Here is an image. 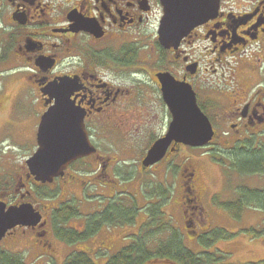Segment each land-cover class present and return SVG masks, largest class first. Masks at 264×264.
<instances>
[{"label":"flooded vegetation","instance_id":"af4514ba","mask_svg":"<svg viewBox=\"0 0 264 264\" xmlns=\"http://www.w3.org/2000/svg\"><path fill=\"white\" fill-rule=\"evenodd\" d=\"M3 66L23 74L26 105L17 108L0 74V141L36 143L41 117L53 114L54 125L81 127L93 149L45 184L25 161L17 164L14 152L0 157V207L30 204L41 216L0 243L36 244L46 253L37 264L44 256L47 264H117L114 257L135 244L130 231L113 236L123 225L138 227L130 224L139 212L130 191L135 178L143 189L146 176H156L159 186L150 190L158 193L150 192L149 205L175 209L190 239L210 233L216 208L233 217L242 201H251L235 188L234 198L220 202L191 153L209 150L216 139L248 142L264 134V0H0ZM191 97L212 127V141L197 149L171 141L157 163L144 167L174 120L167 100L190 122ZM137 136L147 143L139 157L133 155ZM134 160L132 177L124 162ZM123 196L132 198V209L113 215ZM66 210L73 216L64 221ZM143 228L135 232L139 239ZM62 231L80 239L72 244ZM54 241L68 250L61 262ZM74 255L84 261L76 263Z\"/></svg>","mask_w":264,"mask_h":264},{"label":"rangeland","instance_id":"374dc122","mask_svg":"<svg viewBox=\"0 0 264 264\" xmlns=\"http://www.w3.org/2000/svg\"><path fill=\"white\" fill-rule=\"evenodd\" d=\"M0 74L1 82L6 87V92L14 99L17 108L19 110L22 109L23 105H26V102L23 103L26 96H23V98L21 96L22 90L26 85V80L23 77V74L13 67L11 68L7 66L1 67ZM29 103L31 106V101ZM263 135L248 142L237 143H223L219 139H216L211 144L209 150L203 152L204 150L200 149L199 151L191 153V156L194 158V160H197L201 165V174L205 184L207 185L208 192L218 196V200L220 202L222 200L227 201V198L229 197L234 198L235 196L231 195V192L235 190V188H239L238 190H240L244 187H250L252 189L264 190V173L242 174L239 173L238 170L235 169V165H233L235 164L236 155L246 154L249 151L256 154L264 151ZM142 138L143 137L141 136H137V139L135 140H137L138 143L132 142L135 146L133 155L136 157H139L137 152L139 150L141 151V148L147 146V143L144 145L141 143ZM17 143L18 144L0 141V157L4 159L5 154L14 152L17 155V164H22L24 161H27L31 156V153L35 151L33 147L36 144L35 140L29 143L19 140ZM22 145H26L28 148L25 146L22 147ZM13 146H15V148H13ZM203 153L205 154L202 155ZM13 162H15V160ZM124 166L126 167L125 172L127 174L131 172L132 177L136 174V170H138L135 160L132 162H124ZM155 177V175H147L146 180L150 181V184L143 185V189L138 188L140 187V180L135 178L133 180L134 184L132 185V190H130L136 195V197L135 195L134 197L137 199V205L134 206V209L139 210L138 214L136 215L135 222L133 220L132 224L138 227L139 225L144 227V240L148 238L149 234H151L152 238L150 237L149 241L146 243V247L149 251L155 252L161 243L165 244L169 240L173 232H177L181 240V245L191 253L206 254L208 252L212 253V256L218 255L220 257L222 255V262L226 264H248L264 261V206H259L256 202L252 201L255 194L249 197L251 199L250 202L243 205L241 215L238 219L228 216L218 207L213 212L214 216L211 217L210 233L206 236H201L200 239H196L195 237L190 239L186 235L188 233L183 231L182 225L178 221V214L176 213L177 211L175 209L168 207L163 208L162 211L159 212V209H156L157 207L155 208V206L149 205V202L151 201L149 196L150 192L153 193L151 196H155L156 193H158L157 191L150 190V186L152 184L159 186L158 183H156ZM171 195L172 191L169 192V198ZM141 196L146 198V200H143ZM90 200L96 201L94 198H90ZM99 203L102 204L101 202ZM113 204V215H117L119 213L117 208H120L122 211H130L132 209V198L123 196L121 199L114 201ZM144 205L146 206V210L142 209ZM82 212H86V209H84ZM152 213L155 215L158 214L160 217L159 222L154 220L152 223V218L147 220L148 214L151 216L150 214ZM167 213L168 215L172 214L174 216V220L169 221ZM156 222L158 223L157 225ZM162 223L168 224L166 229H162ZM68 227H72V225H68ZM138 227L135 228V226H133L128 228L123 225L113 232V236L118 238L119 234L127 235V233L130 231L132 235H130V238L128 239H130L132 243H136L139 241V235L135 234V232L138 230ZM218 234L224 237L226 236L227 239H221V237L215 238ZM57 242L59 241H54V243L57 244L56 257L57 261L61 262L63 258L66 257L65 255L67 254L68 250L65 249L61 243L59 245ZM81 245L83 246L84 244ZM135 247H138L137 243L135 244ZM140 248L142 250V246ZM0 251L18 255L22 257L26 264H37L36 258L41 254H46L45 252H42V250L39 249L36 244L32 245L30 242L28 246H25L24 243H21V240L20 242L18 239L14 241L13 238H5L0 243ZM72 251L76 250L73 249ZM48 261V258L44 256L40 258L38 262L39 264H47ZM145 264L165 263H163V261L154 260L151 263Z\"/></svg>","mask_w":264,"mask_h":264},{"label":"water","instance_id":"95a60500","mask_svg":"<svg viewBox=\"0 0 264 264\" xmlns=\"http://www.w3.org/2000/svg\"><path fill=\"white\" fill-rule=\"evenodd\" d=\"M166 31L170 32V30ZM167 103L171 108L174 120L166 138L157 141L149 150L142 164L144 167L157 163L164 155L165 147L171 141L192 148H200L207 145L214 136L212 127L198 111L192 97L191 107L186 110L189 111L190 122L183 121L187 117H181L180 111L172 107L171 104L173 103L170 100H167ZM62 121L64 123L68 119ZM54 124L53 114L44 115L41 118L37 131V150L26 161L29 172L35 181L43 184L62 175L63 170L71 162L90 154L91 151L93 152V149H89L81 127L68 125V123H64V125ZM4 209L5 207H0V241L9 230L18 225L30 227L41 221L40 215L35 212L31 205H23L18 208L11 207L7 211Z\"/></svg>","mask_w":264,"mask_h":264},{"label":"trees","instance_id":"16d2710c","mask_svg":"<svg viewBox=\"0 0 264 264\" xmlns=\"http://www.w3.org/2000/svg\"><path fill=\"white\" fill-rule=\"evenodd\" d=\"M249 151V150H248ZM235 169L238 170L239 173H244V174H262L264 173V151L256 154V153H251L250 151L247 152L246 154H241V155H236L235 157ZM240 194L246 196V199H250L249 196L251 197L253 194L255 196L253 197V200H256V202L259 206L262 205L264 206V190H245V188H241ZM243 196V197H244ZM247 203L245 201H242L240 206H238L236 213L233 215V218L238 219L241 215L242 212V207L243 205ZM258 206V207H259ZM231 209V206H228L227 209ZM63 217L62 220L65 221V219L73 216L70 211L68 212L67 210L62 213ZM151 218L153 219L152 223L155 221L159 222V216L158 214H151ZM156 222V225L158 224ZM133 222L130 221V224ZM151 223V224H152ZM150 224V225H151ZM163 228L166 229V226L168 224L162 223ZM91 233V232H89ZM225 234V233H224ZM61 235L65 238L68 239L70 243H75L78 241L80 238L79 236L70 231H62ZM226 235V234H225ZM151 237V234H149L147 239H139L138 242V247H135L134 245H131L128 249H125L121 251L119 254H117L112 262L117 263V264H144V263H151L152 261H163L165 264H226L222 262L223 257L221 255H214L212 256V253H206V254H194L191 253L189 250H186L183 248L181 245V240L179 237V234L177 232H173L172 236L169 238V240L163 244L161 243L158 248L155 250V252H151L147 249L146 243L149 241V238ZM221 237V239H227L225 236L221 235H216L215 238ZM152 238V237H151ZM142 244V245H140ZM142 246V250L141 247ZM215 254V253H213ZM217 254V253H216ZM73 261L76 263L83 262L79 256L74 255L73 256ZM0 264H25L23 261L22 257L11 254L8 252H3L0 251ZM248 264H264V261L259 262V263H248Z\"/></svg>","mask_w":264,"mask_h":264},{"label":"bare ground","instance_id":"6f19581e","mask_svg":"<svg viewBox=\"0 0 264 264\" xmlns=\"http://www.w3.org/2000/svg\"><path fill=\"white\" fill-rule=\"evenodd\" d=\"M146 210V209H145ZM80 214V213H79ZM84 220V219H83ZM65 228V227H64Z\"/></svg>","mask_w":264,"mask_h":264}]
</instances>
